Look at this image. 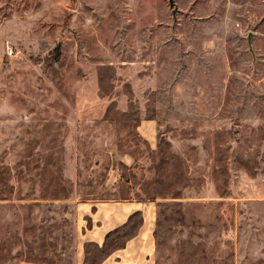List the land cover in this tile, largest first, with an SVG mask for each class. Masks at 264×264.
Masks as SVG:
<instances>
[{
  "label": "rangeland",
  "instance_id": "rangeland-1",
  "mask_svg": "<svg viewBox=\"0 0 264 264\" xmlns=\"http://www.w3.org/2000/svg\"><path fill=\"white\" fill-rule=\"evenodd\" d=\"M173 1L0 0V264H264V0Z\"/></svg>",
  "mask_w": 264,
  "mask_h": 264
},
{
  "label": "crops",
  "instance_id": "crops-1",
  "mask_svg": "<svg viewBox=\"0 0 264 264\" xmlns=\"http://www.w3.org/2000/svg\"><path fill=\"white\" fill-rule=\"evenodd\" d=\"M140 132L148 141L153 140L154 126L149 122L139 125ZM106 201V202H105ZM96 204V223L87 229V241L102 243L110 231L127 225L135 213H140V222L123 244L113 249L97 264H154L153 261V221L150 202L135 198L108 199ZM93 215V213H92ZM97 233L99 236H94Z\"/></svg>",
  "mask_w": 264,
  "mask_h": 264
},
{
  "label": "water",
  "instance_id": "water-1",
  "mask_svg": "<svg viewBox=\"0 0 264 264\" xmlns=\"http://www.w3.org/2000/svg\"><path fill=\"white\" fill-rule=\"evenodd\" d=\"M169 4H170V6L174 5V1L173 0H169ZM263 18H264V16H263ZM249 39H250V34L248 35V41H249Z\"/></svg>",
  "mask_w": 264,
  "mask_h": 264
}]
</instances>
